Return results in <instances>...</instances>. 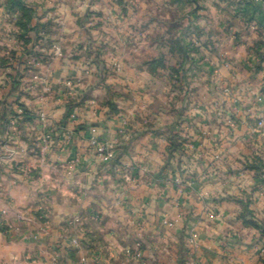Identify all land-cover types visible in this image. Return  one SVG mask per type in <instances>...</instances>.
Masks as SVG:
<instances>
[{"label": "clouds", "instance_id": "9594fccd", "mask_svg": "<svg viewBox=\"0 0 264 264\" xmlns=\"http://www.w3.org/2000/svg\"><path fill=\"white\" fill-rule=\"evenodd\" d=\"M0 8V264H264V0Z\"/></svg>", "mask_w": 264, "mask_h": 264}, {"label": "rangeland", "instance_id": "374dc122", "mask_svg": "<svg viewBox=\"0 0 264 264\" xmlns=\"http://www.w3.org/2000/svg\"><path fill=\"white\" fill-rule=\"evenodd\" d=\"M26 0H0L2 7L7 6L10 13H20L22 16H27V10L25 7Z\"/></svg>", "mask_w": 264, "mask_h": 264}, {"label": "crops", "instance_id": "0c3cea01", "mask_svg": "<svg viewBox=\"0 0 264 264\" xmlns=\"http://www.w3.org/2000/svg\"><path fill=\"white\" fill-rule=\"evenodd\" d=\"M0 8H3L2 5H0ZM13 14H15V12ZM0 120H4V117L0 116Z\"/></svg>", "mask_w": 264, "mask_h": 264}]
</instances>
